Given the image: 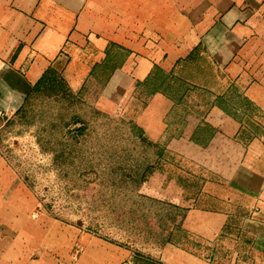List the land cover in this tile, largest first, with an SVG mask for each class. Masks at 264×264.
<instances>
[{
  "label": "rangeland",
  "instance_id": "1",
  "mask_svg": "<svg viewBox=\"0 0 264 264\" xmlns=\"http://www.w3.org/2000/svg\"><path fill=\"white\" fill-rule=\"evenodd\" d=\"M57 74L0 133L35 205V262L256 264L241 226L250 200L231 180L264 142V113L240 90L214 96L157 70L110 115L93 105L102 81L81 93ZM156 94L173 105L158 143L135 121Z\"/></svg>",
  "mask_w": 264,
  "mask_h": 264
},
{
  "label": "crops",
  "instance_id": "2",
  "mask_svg": "<svg viewBox=\"0 0 264 264\" xmlns=\"http://www.w3.org/2000/svg\"><path fill=\"white\" fill-rule=\"evenodd\" d=\"M229 11L239 16L226 25ZM208 35L220 39L211 58ZM157 70L214 96L236 87L264 113V0H0V133L57 73L75 92L102 81L93 105L113 115L128 110ZM171 104L153 95L135 117L150 141L164 138ZM231 184L250 200L241 208L242 232L264 264L263 141L246 146ZM34 211L0 153V264H38Z\"/></svg>",
  "mask_w": 264,
  "mask_h": 264
},
{
  "label": "clouds",
  "instance_id": "3",
  "mask_svg": "<svg viewBox=\"0 0 264 264\" xmlns=\"http://www.w3.org/2000/svg\"><path fill=\"white\" fill-rule=\"evenodd\" d=\"M239 14L234 11H229L225 14L224 22L226 25H231L238 19ZM204 44L209 57H214L220 51V39L213 35H208L204 38Z\"/></svg>",
  "mask_w": 264,
  "mask_h": 264
}]
</instances>
